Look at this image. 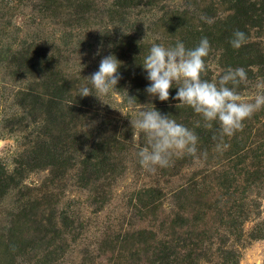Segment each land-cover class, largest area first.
I'll use <instances>...</instances> for the list:
<instances>
[{"label":"rangeland","instance_id":"1","mask_svg":"<svg viewBox=\"0 0 264 264\" xmlns=\"http://www.w3.org/2000/svg\"><path fill=\"white\" fill-rule=\"evenodd\" d=\"M105 1L0 0V264H264V108L221 141L219 125L204 130L190 107L177 108V85L167 101L148 95L141 66L153 43L193 48L206 37L202 79L261 63L235 86L251 99L264 78V13L254 16L259 28L233 8L237 0ZM110 3L111 17L91 11ZM85 12L88 23L68 28ZM236 30L246 33L245 49L224 40ZM3 46L30 65L12 67ZM109 55L121 62L117 91L78 96ZM43 59L63 83L30 86ZM127 96L140 104L130 107ZM148 104L204 137L197 147L207 158L178 155L144 170L135 156L143 136L132 141L130 119ZM218 143L228 147L217 151ZM92 145L100 150L82 170ZM43 235L41 252L21 249Z\"/></svg>","mask_w":264,"mask_h":264},{"label":"clouds","instance_id":"2","mask_svg":"<svg viewBox=\"0 0 264 264\" xmlns=\"http://www.w3.org/2000/svg\"><path fill=\"white\" fill-rule=\"evenodd\" d=\"M202 19L213 22L211 18ZM247 39L245 32L236 30L229 43L239 49L247 43ZM210 51L211 45L206 37L201 38L193 48H186L181 41L169 47L153 43L141 66L150 81L145 89L148 95L158 97L162 102L167 101L170 89L177 85L174 97L179 101L177 108L190 107L202 118L206 128H211L213 123L218 124L222 141L223 137H231L242 130L243 122L264 108V78L255 83L257 91L251 99H245L235 87L248 80L242 67H229L217 81L202 79V73L206 71L205 58ZM120 67L121 62L114 55L101 59L98 70L83 78L87 84L80 87L78 96L98 98L116 92L121 78ZM128 101L129 106L134 107L135 98L128 96ZM141 106L130 123L132 141L141 134L143 136V144L137 147L135 156L144 170L154 173L158 168L169 167L178 155L191 156L196 162L207 158V152H199V138L192 129L178 123L171 115H162L152 104ZM196 126H200L199 121ZM227 147L223 143L216 145L217 151Z\"/></svg>","mask_w":264,"mask_h":264},{"label":"trees","instance_id":"3","mask_svg":"<svg viewBox=\"0 0 264 264\" xmlns=\"http://www.w3.org/2000/svg\"><path fill=\"white\" fill-rule=\"evenodd\" d=\"M100 1H102V3L106 5V1L105 0H100ZM249 1L250 0H237V4H235L233 6V8L238 11V13L240 14V16L242 18H245L246 20H248L250 22V24H248V25H250V26H252L253 24L257 25V23H255V21H254L255 20L254 16L256 17V16H259V13H261V15H262V13H264V3H261L260 6H256V5H253ZM109 5H111V6H107V7L105 6V8H104V5H102V4H100V6H98V7H95L94 6L91 9V11L98 10V9H100V10L106 9V12L104 10H103L104 12L103 11H101V12L102 13H105V15H108V17H111L110 10L114 8L115 4L114 3H110ZM91 18H92V16L91 15L89 16L87 12H85L82 15H77V17L74 18L70 22L72 27H68V28H74V27L75 28H81L86 23H88V20L91 19ZM242 27H243V24H242ZM258 27L260 28V26H258ZM70 32L71 31H68L67 32V35ZM234 32L235 31H231L230 35H227V36L224 37V40H225V38H226V40L231 39L232 38V34ZM118 40H120L119 35H118ZM247 45H249V43H246L243 46H241L239 48V50L240 49L241 50L242 49H245L247 47ZM3 47L8 52V57H7L8 58V62H10V64H11L12 67L22 68V66H24V65H27V66L30 65V63L27 64L28 60H25L27 58L24 57V59H23L22 57H18V58H14V56L11 57L12 54H10V48H8L7 46H3ZM56 48H54V49L52 48V50L55 53H57V55L59 56V54L61 52L58 49H56ZM2 49L3 48H0V51ZM41 50L43 51V48L42 47H41ZM237 52H238V50H237ZM52 57L53 56H50V58H52ZM251 64H253V63H251ZM250 66H252V67L258 66V70H259L262 65H261V63H258V64L257 63H254L253 65H246L245 67L248 68ZM33 67L39 69V72L37 73L36 77H34L33 80L30 82V86H32V87L34 86V88L40 87L42 85H46V82H47V84H56V83H59L60 84V83H63L64 82V79L62 77V74H63L62 73V70L61 69L59 70L57 68V65L51 63L50 60L43 59L40 63H35ZM245 67H244V65L242 66V68H244V69H245ZM30 68H32V66ZM236 68H238V67H236ZM63 76L66 77V78H68L65 75H63ZM26 89L30 90V88H26ZM135 100H136L134 102L135 104H140L137 101V99H135ZM125 101L129 102L128 101V96L126 97ZM216 125L218 126V124H216ZM205 129H206V127H204V130ZM198 138H199L198 142L204 143V137H201V135H200ZM78 149H79V147L77 148V150ZM96 150H100V148H97V146H95V145H92V147H89L88 150H85V154H84L83 159L78 163L79 166H80V168L82 170H84L86 168L84 166L90 165V156H94V154H96L97 152H99V151H96ZM74 163L76 164L77 161L74 162ZM72 166H73V162H71V164L68 165L67 168H71ZM17 217L19 218V217H23V216L20 215V216H17ZM235 222H236V224H238V221H235ZM9 233H10V235H13L12 232L9 231ZM38 233H40V230H38L35 233H33V235L36 236V234H38ZM11 237L12 236H10L8 238V240H10ZM44 237H45V235H43V237H40V236L39 237H34L30 241H28L26 243V245L21 246L22 247L21 249H23V251H25L28 248L30 251L31 250L32 251L36 250V251L41 252V249H43V246H49V241L48 240H44L45 239ZM52 237H53V239H58L59 238L58 236H55V235H52ZM253 238H260V235H256Z\"/></svg>","mask_w":264,"mask_h":264}]
</instances>
